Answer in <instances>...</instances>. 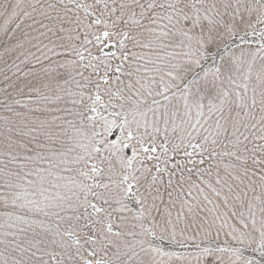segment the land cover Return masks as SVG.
<instances>
[{"label": "snow or ice", "instance_id": "obj_1", "mask_svg": "<svg viewBox=\"0 0 264 264\" xmlns=\"http://www.w3.org/2000/svg\"><path fill=\"white\" fill-rule=\"evenodd\" d=\"M0 264H264V0H0Z\"/></svg>", "mask_w": 264, "mask_h": 264}]
</instances>
